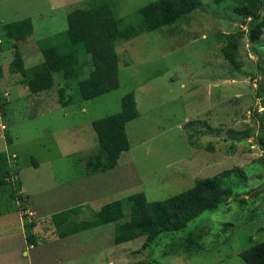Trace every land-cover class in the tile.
<instances>
[{
	"label": "rangeland",
	"instance_id": "rangeland-1",
	"mask_svg": "<svg viewBox=\"0 0 264 264\" xmlns=\"http://www.w3.org/2000/svg\"><path fill=\"white\" fill-rule=\"evenodd\" d=\"M114 1L115 15L136 23L138 10L155 0ZM202 1L201 8L173 24L118 42V89L84 100L72 86L66 94L72 102L65 106L59 100V88L65 85L59 72L52 89L32 93L21 83L19 73L9 71L16 48L1 27L33 19V34L19 44L26 67H31L44 59L38 41L65 31L67 15L85 6V0H0V37L5 46L0 52L4 69L0 88L8 101L1 117L0 153L7 155L10 167L18 164V176L29 195L27 206L35 203L37 214L50 213L39 232L49 238L39 243L42 250L50 240L60 238L51 214L67 203L51 200L60 189L78 182L89 184L88 195L81 197L86 205L77 209L82 210L77 216L82 220L93 219L106 203L138 192H145L149 200H163L227 169L247 174L234 173L228 183L234 194L219 209L205 212L180 231L163 233L147 247H143L146 237L116 245V223L111 222L74 233L71 240H59L58 245L72 247L77 240L84 246L71 249L72 256L55 264H127L150 259L156 264H246L239 252L264 240V149L260 144L264 92L258 95L264 61L261 70L253 51L264 59V31L250 41V18L245 21L233 11L240 0ZM222 34L239 36V67L227 60L224 48L229 38ZM129 92L135 93L139 110V116L126 125L130 149L122 152L115 169L87 173L86 159L99 150L92 122L121 111L122 98ZM189 120L202 123L189 128ZM92 176L99 177L95 181ZM46 197L50 208H45ZM6 201H10L9 192L0 187V210L9 207ZM227 222L233 225L226 227ZM203 224L209 234L201 240V252L187 255L180 248L172 252Z\"/></svg>",
	"mask_w": 264,
	"mask_h": 264
},
{
	"label": "trees",
	"instance_id": "trees-1",
	"mask_svg": "<svg viewBox=\"0 0 264 264\" xmlns=\"http://www.w3.org/2000/svg\"><path fill=\"white\" fill-rule=\"evenodd\" d=\"M221 1L224 0H217ZM240 1L233 11L245 21L250 18L247 24L248 36L251 42H255L264 31V0ZM202 5V0H155L138 10V22L127 23L124 18L115 15L114 0H85V6L78 7L67 15L68 27L65 31L54 38H43L38 41L44 59L31 67H26L19 44L33 34V19L28 17L6 23L1 27L2 33L5 39L13 41L16 48L14 58L9 64V71L19 73L22 77L21 83L27 85L32 93L52 89L55 85L54 75L59 72L65 80V85L59 88V100L65 106L72 102L71 97H66L67 90L72 86L77 87L80 97L84 100L97 97L120 87L119 54L116 49L118 42L130 40L144 31L173 24ZM221 36L229 38L228 45L224 48L227 60L234 67H239L237 42L239 36L237 38L230 34ZM4 37L0 39L4 40ZM3 40L0 41V52L5 49L1 44ZM253 49L262 70L264 59L255 48ZM3 76L4 69L1 63L0 82ZM263 92L264 82L261 79L258 95ZM7 102L4 91L0 88V122L1 117L6 114ZM138 116L136 95L129 92L122 98L121 111L92 122L98 134L99 150L86 159L87 173L104 172L118 165L122 152L131 147L126 125ZM199 122L201 121L189 120L187 126L192 128ZM6 135L8 142H11V136ZM260 144L264 149V138L260 140ZM33 160L37 165L36 158ZM15 165L10 167L7 155L0 153V187L7 189L10 201H19L20 209L23 211L27 242L29 245H38L49 238L35 232L37 221L29 218L26 204L28 195L21 193L22 181L18 177V164ZM239 171L227 169L215 176L198 179L194 186L163 200H149L145 192L131 194L125 200L117 199L105 204L96 212L93 219L79 220L77 209H67L53 215L52 222L58 237H66L101 224L115 222L116 244L146 237L143 247H147L156 242L163 233L180 231L205 212L215 211L224 205L234 194L228 184L234 173L247 176L246 173ZM242 202L246 200L242 199ZM126 214L128 216L126 221L121 222ZM225 224L226 227L233 225L230 222ZM204 225L178 242L172 252L177 248L182 249L187 255L201 252L204 248L201 240L209 234ZM239 255L246 264H264V240L243 249ZM127 264H156V261L138 260Z\"/></svg>",
	"mask_w": 264,
	"mask_h": 264
},
{
	"label": "crops",
	"instance_id": "crops-1",
	"mask_svg": "<svg viewBox=\"0 0 264 264\" xmlns=\"http://www.w3.org/2000/svg\"><path fill=\"white\" fill-rule=\"evenodd\" d=\"M0 41L2 40L0 39ZM18 177L20 178V176ZM98 177L99 176H92V178L95 179V181H97L96 178ZM87 185L89 186V184ZM87 185L78 182L76 183V185H71L68 188L60 189L57 198L51 201H59L60 204H64V202H67L65 205L66 207L63 208L61 211L72 208L73 209L82 208L86 204H83L84 201H81V197L84 195H88L85 189ZM21 193L28 195L25 191L23 182H22ZM45 199H47V197ZM49 200L50 198L45 200L46 201L44 202L45 208H50V206H52L51 205L52 203ZM7 203L9 204V207L0 210V264H55L63 259L66 260L68 259V257L72 256L75 251H72L71 249L76 250L78 245L84 246L82 242H79L77 240H73L75 242L72 243V247H67L66 245H58L59 240H61L62 242L66 240H71L73 234L68 235L66 237H60L58 239L53 238L52 240H50L49 243L45 244V246L48 247L44 248L43 250L41 249V246L39 244L29 245L25 233L23 211L20 209L19 201L11 200L8 201ZM34 204L35 203L30 202V206L28 207V214H29V218H33L34 220L37 221L35 232L39 233L41 229V223L44 221V218H46L45 217L46 215L47 217H49L48 215H50V213H43V214L40 213V215L37 214L39 213L37 211V208L39 207H35ZM59 212L52 213L51 216ZM80 212H82L81 209L78 210V215L80 214ZM115 234H116V230H115ZM115 234H114V243H115ZM111 262L112 261H109V264H111Z\"/></svg>",
	"mask_w": 264,
	"mask_h": 264
}]
</instances>
